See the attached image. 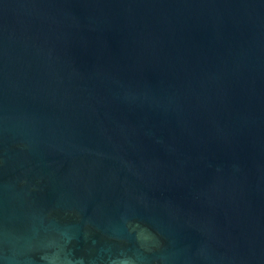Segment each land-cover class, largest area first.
I'll return each instance as SVG.
<instances>
[{
	"label": "water",
	"instance_id": "obj_1",
	"mask_svg": "<svg viewBox=\"0 0 264 264\" xmlns=\"http://www.w3.org/2000/svg\"><path fill=\"white\" fill-rule=\"evenodd\" d=\"M0 264H264V0H0Z\"/></svg>",
	"mask_w": 264,
	"mask_h": 264
}]
</instances>
